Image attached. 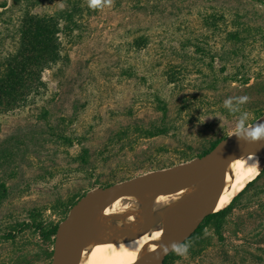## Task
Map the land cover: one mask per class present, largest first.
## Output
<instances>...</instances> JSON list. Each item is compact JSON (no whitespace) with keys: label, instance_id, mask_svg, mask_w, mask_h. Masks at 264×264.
Instances as JSON below:
<instances>
[{"label":"rangeland","instance_id":"374dc122","mask_svg":"<svg viewBox=\"0 0 264 264\" xmlns=\"http://www.w3.org/2000/svg\"><path fill=\"white\" fill-rule=\"evenodd\" d=\"M2 3L0 55L13 46L24 11L54 15L66 7V0ZM79 4L89 13L77 18L80 31L62 39L69 58L62 75L53 79L45 71L41 95L0 115V184L7 188L0 203V264L22 257L50 264L32 229L13 231L32 213L59 225L68 212L52 211L58 201L189 161L209 142L234 133L238 114L224 107L228 97H251L243 105L249 124L264 112V0ZM236 31L247 40H229ZM139 38L145 44L138 47ZM172 71L178 83H168ZM156 96L166 102L173 127L138 138L136 127L161 119ZM81 147L89 156L84 169L76 161ZM9 233L13 238H5ZM201 237L200 247L191 242L186 256L175 254L168 264H264V176L234 203L221 239L209 227Z\"/></svg>","mask_w":264,"mask_h":264},{"label":"water","instance_id":"95a60500","mask_svg":"<svg viewBox=\"0 0 264 264\" xmlns=\"http://www.w3.org/2000/svg\"><path fill=\"white\" fill-rule=\"evenodd\" d=\"M256 122H264V112L251 124ZM232 134L201 157L87 191L59 223L53 240L50 264H87L90 254L97 246L123 243L135 205L157 184L175 186L172 206L169 210H163L171 214V224L165 232L160 233V237L157 234L149 235V240L139 250L134 264L146 263V251L151 264H163L166 256L171 253L164 254L163 246L172 242H185L205 217L216 212L214 192L220 177L241 176L256 160L259 167L254 168L255 177L264 169V142L249 144L238 140L235 135L231 136ZM198 179L203 182L204 207L191 221H187L184 197ZM82 206L102 211L103 222L99 228L88 232L79 230L78 217ZM147 224L154 229L151 217L147 218Z\"/></svg>","mask_w":264,"mask_h":264},{"label":"trees","instance_id":"16d2710c","mask_svg":"<svg viewBox=\"0 0 264 264\" xmlns=\"http://www.w3.org/2000/svg\"><path fill=\"white\" fill-rule=\"evenodd\" d=\"M79 3L80 0H66V7L54 15L30 14L28 11H24L18 19L19 25L16 28V38L12 42L13 46L9 51L1 52L0 55V115L13 111L19 106L24 105L28 100H32L34 97L41 95L47 88V83L42 78V74L45 71H50L53 79L62 75L65 67L69 64L66 43L62 39L68 42L66 37L72 35L74 30H81V25L77 22V18H80L84 11H87ZM0 8H5V4H0ZM86 13H89V11ZM212 22H215V19ZM228 38L231 41H239L240 43L247 40V38L240 36V32L238 31L228 34ZM144 44L145 40L139 38L136 46L139 47ZM177 75L178 72H170L167 75L168 83H178L179 78ZM243 81H246V79ZM154 101L157 111L161 114V119L159 122L151 123L146 127H136L135 131L138 138L147 139L166 135L168 130L173 127V123L167 116L168 106L166 102L157 96ZM262 112V110L258 112L255 119L260 117ZM46 114L44 112L42 117ZM117 135L119 138L123 137L126 135V130L120 131ZM226 136L224 135L209 142L208 146L203 147L201 152L195 157H201L207 154ZM61 139L64 140L67 146H71L73 143V139L71 138L62 136ZM88 160V149L81 147L76 157V161H79L80 169L86 168V165L89 163ZM263 176L264 169L257 178L252 180L242 192L233 198V201L230 202L231 204L229 203L226 208L205 217L197 230L185 242H192L195 247H200L204 242L201 236L203 235L204 229L208 227L213 229L214 234L221 239L223 225L232 212L234 203ZM112 184L114 183L103 184L100 187H108ZM261 191L259 190L258 193H261ZM6 194L7 188L4 183H1L0 203ZM84 194L65 202L58 201L57 205L51 209L53 212L60 210V213L65 215L77 199ZM30 217L31 220L29 223L17 224L13 228V231L17 228L32 229L38 235L40 241L46 245L45 248L41 249V255L47 260L51 259L53 240L58 223H47L39 220L34 213ZM5 238H13V235L9 233ZM189 250H192V246ZM174 258L175 253L171 252L166 256L163 264L170 263ZM14 264H32V261L28 257H22L17 259Z\"/></svg>","mask_w":264,"mask_h":264},{"label":"bare ground","instance_id":"6f19581e","mask_svg":"<svg viewBox=\"0 0 264 264\" xmlns=\"http://www.w3.org/2000/svg\"><path fill=\"white\" fill-rule=\"evenodd\" d=\"M255 164H250L241 175L232 177H220L214 192L215 211L218 212L233 201L244 188L254 180L256 176ZM252 169L254 171H252ZM202 180L195 181L184 197V214L187 221H191L204 207L202 195ZM175 186L155 185L149 194L144 196L135 205L128 224L126 239L119 245L97 246L88 258L87 264H134L135 258L143 244L149 240L150 234L165 232L171 224V214L163 212L172 206ZM231 204V203H230ZM160 210V211H159ZM151 217L154 229L147 224V218ZM103 214L101 210L82 206L78 217V228L81 232L95 230L101 226ZM145 264H151L147 254Z\"/></svg>","mask_w":264,"mask_h":264},{"label":"clouds","instance_id":"9594fccd","mask_svg":"<svg viewBox=\"0 0 264 264\" xmlns=\"http://www.w3.org/2000/svg\"><path fill=\"white\" fill-rule=\"evenodd\" d=\"M89 8L98 9L103 7H111L113 0H86ZM251 97L248 95L228 97L224 101V107L229 113L238 114L237 125L234 133L238 140L253 144L264 142V122H256L249 124V113L243 110V105L249 103ZM254 157V155H253ZM254 159V158H253ZM252 159V160H253ZM253 164L259 167V162L256 160ZM194 187L190 191H194ZM160 233L157 236L160 237ZM191 247L190 242H172L170 245L163 246V253L173 252L178 256H186Z\"/></svg>","mask_w":264,"mask_h":264}]
</instances>
